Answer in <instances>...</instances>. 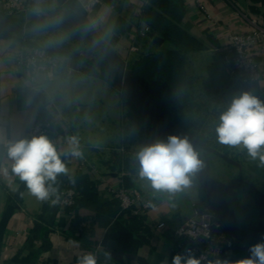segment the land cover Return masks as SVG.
<instances>
[{
  "label": "crops",
  "instance_id": "1",
  "mask_svg": "<svg viewBox=\"0 0 264 264\" xmlns=\"http://www.w3.org/2000/svg\"><path fill=\"white\" fill-rule=\"evenodd\" d=\"M88 1L20 0L32 10H0V166L8 168L7 176L0 172V264H77V258L96 245L101 246L103 264H164L165 260L169 264L175 255L174 230L207 205L236 238L227 254L248 258L250 246L264 242V165L250 157L242 144L208 141L210 125H200L192 134L170 118L167 122L148 114L156 110L129 66L143 54L177 47L171 39L151 34L143 18L145 9H155L150 0H92L86 6ZM167 1L175 7L173 14H166L168 21L196 42L185 53L189 95L202 97L213 107V97L205 94L212 88L226 109L243 93L254 96L225 59L226 22L243 26L236 9L264 17V0H205L211 18L194 0ZM119 19L123 22L117 28ZM155 36L162 39L160 44ZM23 39L30 47L55 53L59 66L32 81L12 57ZM198 82L203 84L195 87ZM33 89L41 94L39 100L30 94ZM136 112L149 119L155 136L165 142L178 136L192 145L200 165L191 174L189 187L176 193L156 191L141 179L136 154L158 141L151 144L148 137L153 135L144 130L140 145L138 131L130 130L127 121ZM217 115L220 118L221 113ZM45 117L63 135L57 150L69 153L61 156L68 172L57 180L59 189L69 184L77 192L71 212L61 210L59 203L38 201L11 172L9 142L29 140V128ZM73 136L82 158L70 155L72 147L66 141ZM200 148L224 163L223 176L210 175V157L204 159ZM124 184L151 202L149 232L135 231L112 197V190ZM87 221L93 231L90 243L79 237L80 226ZM158 222L165 227L151 231L149 224Z\"/></svg>",
  "mask_w": 264,
  "mask_h": 264
},
{
  "label": "clouds",
  "instance_id": "2",
  "mask_svg": "<svg viewBox=\"0 0 264 264\" xmlns=\"http://www.w3.org/2000/svg\"><path fill=\"white\" fill-rule=\"evenodd\" d=\"M218 140L227 145H243L250 157L259 158L264 165V102L248 93L233 99L229 108L220 116L216 127ZM72 147L70 155L82 158L77 137L68 141ZM56 146L44 135L31 140L20 139L9 142L7 157L11 163V172L24 183L28 193L41 202H60L57 177L67 174L68 168ZM139 176L149 181L156 191L176 193L191 184V174L198 168L200 161L192 145L178 136H170L167 142H158L142 148L136 154ZM0 172L8 175V168L0 166ZM75 184V181H72ZM250 256L238 261L225 259L222 264H264V242H258L249 248ZM110 258V253H104ZM77 264H98L95 253H87L77 258ZM167 264V260L164 261ZM171 264H200L190 249L178 253ZM217 264H221L217 261Z\"/></svg>",
  "mask_w": 264,
  "mask_h": 264
},
{
  "label": "built area",
  "instance_id": "3",
  "mask_svg": "<svg viewBox=\"0 0 264 264\" xmlns=\"http://www.w3.org/2000/svg\"><path fill=\"white\" fill-rule=\"evenodd\" d=\"M91 1L86 2V6ZM194 2L203 14L211 18L205 0H194ZM20 5V0H0V10H6L8 13L32 10L30 6ZM235 13L243 20V26L236 28L226 22L228 28L224 56L238 75L239 80L244 85L251 87L254 90V96L264 102V17L251 16L239 9H236ZM12 57L19 71L32 81L38 74L47 72L48 68H57L60 63V59L55 53L39 47H30L26 44L25 39L14 47ZM41 135L46 136L56 147L64 139L61 132L53 126L49 117L35 122L27 132L29 140ZM68 141L66 142L68 143ZM59 194V208L71 212L77 200L75 188L65 184L60 187ZM112 197L118 201L122 212L127 211L143 217L145 223L148 221L152 204L136 188L121 185L112 190ZM149 227L151 231H158L165 227V223L149 224ZM174 233L176 236L173 247L175 255L190 249L195 258L200 260V264H217V261L222 264L225 259L240 260V258L227 254L235 246L236 238L227 226L216 217L209 205L195 211L193 217L186 219L174 230ZM100 250L101 246L96 245L90 252L97 255L98 264H103Z\"/></svg>",
  "mask_w": 264,
  "mask_h": 264
},
{
  "label": "trees",
  "instance_id": "4",
  "mask_svg": "<svg viewBox=\"0 0 264 264\" xmlns=\"http://www.w3.org/2000/svg\"><path fill=\"white\" fill-rule=\"evenodd\" d=\"M150 1L155 9H145L143 18L151 28V34L169 38L177 47L143 54L130 64L129 71L147 98L159 111L184 130L195 134L200 125H184L176 109L177 105L184 104V90L191 82L185 68V53L189 48L196 46V42L182 31L179 25L169 22L166 18V14H173L175 11L174 5L169 4L167 0ZM176 11V14L180 12ZM122 22V19L118 20L117 28L122 25ZM130 104L134 107L131 102ZM191 127L193 128L191 129ZM150 139L156 142H165L157 133ZM124 186L129 187L128 184H124ZM123 213L126 214L130 226L135 231L149 232L143 217L127 211ZM92 232L91 221L83 222L80 226L79 237L83 242L90 243L89 236L92 235Z\"/></svg>",
  "mask_w": 264,
  "mask_h": 264
},
{
  "label": "rangeland",
  "instance_id": "5",
  "mask_svg": "<svg viewBox=\"0 0 264 264\" xmlns=\"http://www.w3.org/2000/svg\"><path fill=\"white\" fill-rule=\"evenodd\" d=\"M202 82L195 83V87H199L202 85ZM189 86L186 87L184 90V104L183 105H177L176 111L178 112V115L181 116V120L183 121L184 125H210L208 126V129H206L207 135V140L211 142H219L215 125H219L220 123V118L217 113H223L225 110H227L225 107V104L222 102H219L218 96L216 95L217 90L215 91L212 88H207L205 91V94H210L209 96H212L213 100L212 103L214 104L213 107H210L209 105L203 103V98L202 97H193V95H189L188 93ZM191 90V88H190ZM194 92H196L194 90ZM208 92V93H207ZM217 106V107H216ZM217 111V113H216ZM128 124L130 125V130H135L138 131V135H135L138 140L141 142L144 140V130L146 131H151V135L155 136L153 133V128L152 124L149 122V119H145L144 117H141L140 114L136 112V115L132 117L131 115L128 117ZM193 127H191L192 129ZM152 144V139L151 137H148ZM201 149V154L203 155L204 159H208L209 157V173L212 177L215 179L221 177L225 173V166L222 161L218 157H216L214 154L210 156V153H204V150Z\"/></svg>",
  "mask_w": 264,
  "mask_h": 264
},
{
  "label": "water",
  "instance_id": "6",
  "mask_svg": "<svg viewBox=\"0 0 264 264\" xmlns=\"http://www.w3.org/2000/svg\"><path fill=\"white\" fill-rule=\"evenodd\" d=\"M114 40H115V36L112 37V41H114ZM154 41H155V43L160 44L162 42V39L160 37H158V36H155L154 37ZM30 94L32 95V97L35 100H39L40 97H41V94L39 92L35 91V90L30 91ZM154 109L156 110V112H148V114L150 116L154 117L157 120L164 119V120H167V122L168 121L170 122L169 117L167 115H165L162 112H160L155 106H154ZM144 110L148 111V108L145 107Z\"/></svg>",
  "mask_w": 264,
  "mask_h": 264
}]
</instances>
